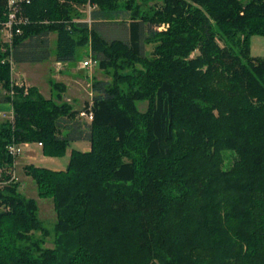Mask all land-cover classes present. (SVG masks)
I'll list each match as a JSON object with an SVG mask.
<instances>
[{
    "label": "trees",
    "instance_id": "1",
    "mask_svg": "<svg viewBox=\"0 0 264 264\" xmlns=\"http://www.w3.org/2000/svg\"><path fill=\"white\" fill-rule=\"evenodd\" d=\"M7 1L0 99L13 119L0 121V264H264V57L249 44L264 36V0H162L143 15L134 0L126 9L120 0H28L11 43L1 39ZM121 15L128 38L108 40L99 22ZM80 47L108 77L92 81L87 131L64 83L49 78L45 97L13 83L10 70L51 51L73 65ZM84 138L88 150L70 147ZM20 142L51 157L69 149L65 168L23 166L53 201L52 229L4 172L17 157L8 145Z\"/></svg>",
    "mask_w": 264,
    "mask_h": 264
},
{
    "label": "rangeland",
    "instance_id": "2",
    "mask_svg": "<svg viewBox=\"0 0 264 264\" xmlns=\"http://www.w3.org/2000/svg\"><path fill=\"white\" fill-rule=\"evenodd\" d=\"M125 0H120V5L122 9H126L127 3L124 2ZM134 4L137 5L138 13L140 15L149 13L153 11L156 7H158L162 0H134ZM90 7L88 5H85L83 7L79 8V16L78 19L84 20L89 18V12ZM130 21L129 18H124V16H120L118 18L112 19V20H106V21H100L99 22V30L104 35L105 38L108 40L114 39V38H120V39H127L129 29L126 25ZM164 23L159 24L158 26H161ZM148 26L144 25V33L145 35L148 32ZM164 29V28H161ZM48 40H49V47L51 50L54 47V40H55V33L51 32L49 33ZM1 39L3 42L4 38L1 34ZM218 42L222 45L224 44V41L221 39H218ZM250 44V52L252 55L256 56H262L264 57V36L262 35H252L249 40ZM5 48V45L3 49ZM153 48L152 43H143V52L150 55V52ZM89 51L86 47H80L76 51L75 59L69 63L73 65L63 66L62 63L57 64L56 60L54 59V55L52 54L48 59L43 61H37V62H22V63H14V68L11 69V62H10V70H11V77L12 82L17 84H24V86H35L38 89V92L42 94L43 96H49L51 95V88L49 85V78H53L55 80L61 81L65 84L67 91L65 94H63L64 101H67V103L71 104L73 108L81 110L85 103L91 100V97L93 95L91 84L94 78L96 79H107L108 77L104 75V73L97 67L96 63L93 64L91 67H82V62L85 59L89 58V54H87ZM194 53H197L196 51ZM75 67H80L78 71H81L82 74L85 73L83 77H81V74H72V72L75 71ZM65 73V75H64ZM35 84V85H34ZM1 93L4 94L5 90H1ZM9 93L13 95V91L10 90ZM69 98V99H68ZM137 106L140 110H144L146 107V101H139L137 102ZM8 117V116H6ZM6 117H3L0 115V121H3L5 119H8ZM79 123L83 127H87V124L89 120L85 117H82L78 114L77 116ZM13 119V118H12ZM10 118V120H12ZM88 129V128H87ZM27 145L24 147H30L31 144L26 142ZM89 141H86L84 145L88 146ZM18 144H21L18 143ZM79 146V142L76 140H72L70 142V147ZM32 149H35L39 153V147L38 145H32ZM68 155H69V149L68 151L60 157H55L56 162L50 163L48 161V157L51 156H40L43 161H36L35 164L47 166L49 168L54 169H62L65 168L67 162H68ZM18 156V155H17ZM18 158H15V162H13V166L10 168V171H4L6 173H10L12 177L16 178V181L19 182V190L28 197H33L37 201L38 205V216L42 220V223L45 227L52 229L55 222V211L53 208V201L50 197H39L37 193V189L35 186L34 181L31 179V177L26 176V174L23 171V165L21 162L17 164ZM230 159L225 160V164L228 166ZM16 163V164H15ZM1 171V169H0ZM7 183V181H6ZM36 236H40V232H35ZM52 244V236H48L45 239L44 246L51 247Z\"/></svg>",
    "mask_w": 264,
    "mask_h": 264
},
{
    "label": "built area",
    "instance_id": "3",
    "mask_svg": "<svg viewBox=\"0 0 264 264\" xmlns=\"http://www.w3.org/2000/svg\"><path fill=\"white\" fill-rule=\"evenodd\" d=\"M28 2V0H8L7 1V11H6V19L2 24L1 28V34L4 38L5 42L11 43L12 38L14 34L20 33L21 28L20 25L25 24L27 22V18L21 15V3ZM167 24H162L161 26H157L158 30H161V28H166ZM93 64L92 58L89 56L88 59H85L82 62V66H91ZM14 68V62L11 61V69ZM88 109H81L79 112V115L82 117L87 118L89 121L92 119V111L91 109V102L89 103ZM1 115V114H0ZM8 119L13 118V113L11 112L8 117ZM27 143H21V144H9L8 145V151L13 155L17 156L21 153L24 146H26Z\"/></svg>",
    "mask_w": 264,
    "mask_h": 264
},
{
    "label": "crops",
    "instance_id": "4",
    "mask_svg": "<svg viewBox=\"0 0 264 264\" xmlns=\"http://www.w3.org/2000/svg\"><path fill=\"white\" fill-rule=\"evenodd\" d=\"M251 53V52H250ZM253 56H256V55H253ZM57 64H62L63 62H59V61H56ZM65 66L66 64L63 63ZM83 67V66H82ZM88 67H91V66H88ZM87 68V67H86ZM79 69H81L80 67H75V71L72 72V74H81V77H83L85 75V73L82 74L81 71H78ZM65 75V73H64ZM58 81V80H57ZM35 85V84H34ZM36 86V85H35ZM67 91L65 90L63 94H65ZM50 96V95H49ZM48 96V97H49ZM47 97V96H45ZM69 99V98H68ZM68 101V100H67ZM91 102V101H89ZM88 102V103H89ZM76 109V108H74ZM79 110V109H77ZM12 112V105L10 102H7V101H4L3 99H0V114L3 116V117H6L8 116L10 113ZM78 116V115H77ZM76 116V117H77ZM78 118V117H77ZM89 123V122H88ZM81 127L83 129H85L87 131V129L85 127H83L81 125ZM79 142V146L78 148H81L82 150H88L89 149V146H90V142L88 143V146L84 145L86 143V141H89L88 139L84 138V139H78L76 140ZM72 147H75V146H72ZM42 154L38 153L35 149H32L31 146L28 148V147H23L21 153L17 156L18 160H17V164L19 162L22 163V165L24 164H27V163H34L38 160L40 161H43V159H41ZM43 157V156H42ZM47 162H50V163H54L56 162V159L55 157H48V161ZM16 164V163H15ZM23 165V166H24ZM54 169V168H53ZM27 177V175L25 176ZM30 177V176H29Z\"/></svg>",
    "mask_w": 264,
    "mask_h": 264
}]
</instances>
